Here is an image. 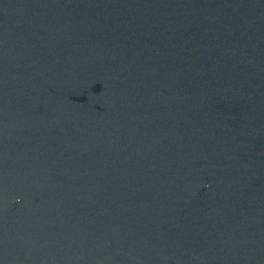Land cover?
Instances as JSON below:
<instances>
[{"label":"water","instance_id":"obj_1","mask_svg":"<svg viewBox=\"0 0 264 264\" xmlns=\"http://www.w3.org/2000/svg\"><path fill=\"white\" fill-rule=\"evenodd\" d=\"M0 264H264V0H0Z\"/></svg>","mask_w":264,"mask_h":264}]
</instances>
